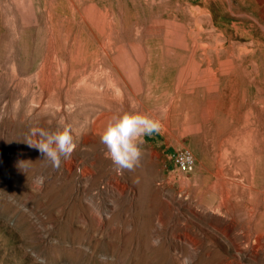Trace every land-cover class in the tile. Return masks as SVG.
Returning <instances> with one entry per match:
<instances>
[{
	"label": "rangeland",
	"instance_id": "1",
	"mask_svg": "<svg viewBox=\"0 0 264 264\" xmlns=\"http://www.w3.org/2000/svg\"><path fill=\"white\" fill-rule=\"evenodd\" d=\"M83 38L126 84L98 70L64 85L92 59L75 58ZM201 40L200 67L233 54V91L187 70ZM126 112L162 128L142 138L139 167L118 173L90 130ZM63 127L76 148L53 169L26 142ZM182 149L191 173L173 163ZM263 212L264 0H0V264H264Z\"/></svg>",
	"mask_w": 264,
	"mask_h": 264
},
{
	"label": "clouds",
	"instance_id": "2",
	"mask_svg": "<svg viewBox=\"0 0 264 264\" xmlns=\"http://www.w3.org/2000/svg\"><path fill=\"white\" fill-rule=\"evenodd\" d=\"M161 128L160 121L138 112H126L114 118L100 136V142L106 148V158L111 160L118 173L133 171L141 162L142 138L159 133ZM31 134L38 138L29 139L27 145L37 149L53 169H59L63 160L70 159L76 148V138L69 127L51 132L35 128ZM191 261L192 256H186L183 264H191Z\"/></svg>",
	"mask_w": 264,
	"mask_h": 264
},
{
	"label": "bare ground",
	"instance_id": "3",
	"mask_svg": "<svg viewBox=\"0 0 264 264\" xmlns=\"http://www.w3.org/2000/svg\"><path fill=\"white\" fill-rule=\"evenodd\" d=\"M72 14L74 16L77 17H81L83 18L84 14L83 11L81 9H79V7H75V9H72ZM86 17V15H85ZM211 39V38H210ZM107 49L108 51H112L114 50L116 55H121L122 52L118 51L117 49H113V47L115 46V42L117 40L116 34L114 32H109L107 34ZM81 41L83 42V44H85V48L80 47L79 49H77V51H75V58H81L83 56H89L91 57V61L90 62H79L76 65H72L71 67V75H67V73L65 72V76H64V85L68 88V89H74L79 87L82 84H86L91 77L98 71V70H102V74L104 76H106V78L110 81L111 86H120V84H126L125 79H121V78H117L115 76H113V71L115 70V65L108 63L107 61H104V68L101 69V65L103 64V57H102V51L105 52L107 50H105L104 48H102V46H97L94 42H92L89 39H81ZM205 41V40H204ZM208 42V41H206ZM195 47L193 46L192 48H190L189 51V61H188V68L187 70L190 71V73L197 75L196 77L199 78L201 81L202 79H204L203 81V85L205 87H207V89L209 90H214V91H221L222 93H228L230 91L234 90V87L236 86V83L238 82V76L236 74V66L234 65V63L232 62L233 58L231 59V57L233 56V54H230L227 58L221 59L218 61V64L215 66L212 65H208V66H202L200 67L198 62H201L202 56L201 58L198 57V48L196 47V45H201V47H207V45L203 44L202 40L198 41V42H194ZM197 43V44H196ZM205 43V42H204ZM209 44V42H208ZM217 45V44H216ZM191 47V46H190ZM209 49V48H208ZM160 50V49H159ZM189 50V49H188ZM159 52V51H158ZM184 52V51H183ZM202 52V51H201ZM186 53V52H185ZM206 53V52H205ZM208 53V52H207ZM186 55V54H185ZM188 55H186L187 57ZM77 59V60H78ZM188 59V58H187ZM70 60V59H69ZM204 60V59H203ZM67 61V58L64 57H60L59 58V64H62L63 67H65V62ZM197 63V64H196ZM69 64V63H68ZM67 64V65H68ZM202 65V64H201ZM70 66V64L68 65ZM244 66V65H243ZM246 66V65H245ZM66 69L67 66H66ZM70 71V70H69ZM247 72V71H246ZM48 79L50 82V71L47 74ZM250 75V74H249ZM68 76V77H67ZM97 76V75H96ZM179 81L183 82L186 79L187 73H182V72H178L177 74ZM223 76H228V81L227 83H225L224 85H221L222 83L217 80ZM176 77V76H175ZM209 77V79H208ZM211 77V78H210ZM62 79V78H61ZM123 80V81H122ZM56 82V81H55ZM239 83V82H238ZM56 84V83H55ZM241 84V83H240ZM50 85H48L49 87ZM57 87V85H56ZM60 88V87H59ZM64 88V87H63ZM66 88V89H67ZM237 89V88H236ZM241 89V88H240ZM239 89V90H240ZM50 91V88H49ZM238 91V90H237ZM263 91V90H262ZM61 93V92H60ZM222 95V94H221ZM242 97V96H241ZM211 99V98H210ZM253 101L250 102V107L248 113H251V108L254 107H259V101L258 99L254 98L252 99ZM251 101V100H250ZM241 104V103H240ZM241 106V105H240ZM222 107V106H221ZM246 107V106H245ZM146 108V107H145ZM244 108V107H243ZM242 109V108H241ZM232 112V111H231ZM245 112V111H244ZM237 113V112H236ZM246 113V114H248ZM224 114V113H223ZM233 114V113H231ZM246 114L244 116H246ZM252 114V113H251ZM59 115V114H58ZM228 115V114H227ZM238 115V114H237ZM243 115V114H242ZM240 116V115H239ZM248 116V115H247ZM229 117V116H228ZM64 118V117H63ZM245 118V117H244ZM247 120V119H246ZM245 123V122H244ZM108 125V122L103 121L100 124L92 127V129L90 130L91 136L93 138L98 137L100 135H102V133L104 132V130L106 129ZM240 125V124H239ZM243 125V124H241ZM194 127V126H193ZM235 161V160H234ZM234 183V182H233ZM264 213V212H263Z\"/></svg>",
	"mask_w": 264,
	"mask_h": 264
},
{
	"label": "built area",
	"instance_id": "4",
	"mask_svg": "<svg viewBox=\"0 0 264 264\" xmlns=\"http://www.w3.org/2000/svg\"><path fill=\"white\" fill-rule=\"evenodd\" d=\"M173 163L183 173H191L195 167V158L187 149L178 150L173 155Z\"/></svg>",
	"mask_w": 264,
	"mask_h": 264
}]
</instances>
